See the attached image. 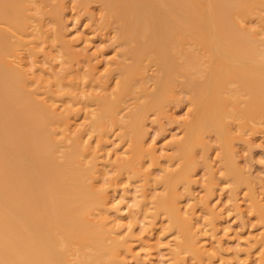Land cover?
Instances as JSON below:
<instances>
[{
    "label": "bare ground",
    "instance_id": "obj_1",
    "mask_svg": "<svg viewBox=\"0 0 264 264\" xmlns=\"http://www.w3.org/2000/svg\"><path fill=\"white\" fill-rule=\"evenodd\" d=\"M38 1L0 0V264H122L125 253L136 258L139 254L132 252L137 243L130 238L136 235L132 228L136 216L144 215L140 222H147V216L161 213L169 229L179 228L184 236L178 249L170 247L174 261H181L185 251L201 257L199 221L181 207L176 185L191 183L195 154L212 143L207 135L215 134L216 143L226 147L264 129V17L259 12H264V0H75L86 12L95 4L100 7L99 32H110L118 50L106 73L94 67L85 74L68 66L72 47L64 35L60 40L68 67L57 72L60 68L57 65L56 71L55 65V72L48 61L40 64L43 54L39 56L38 48L46 40L43 32L31 28L32 19L38 20L41 13ZM249 17H256L260 26H248ZM186 98L193 106L192 115L183 124V138L172 144L175 154L168 155L175 157L174 163L166 160V169L159 163L162 156L146 148L142 126L150 113L164 116L170 102ZM77 106L89 110L86 128L74 118ZM115 127L122 129V138L130 137L129 146L125 143L124 149L118 140L124 150L115 149L107 159L106 139L109 133L114 135ZM143 157L167 170L162 177L154 175L161 178L166 192L160 187L159 193L150 194L152 189H143L144 182L140 194L133 193L127 205L133 225L126 227V219L124 230L125 208L110 196L109 187L125 184L127 175L149 181L154 171L147 173ZM225 165L226 178L241 179L239 168ZM154 194L157 198L150 201ZM151 222L155 224L150 220L148 225ZM262 234L257 243L264 254ZM153 238L156 248L161 240Z\"/></svg>",
    "mask_w": 264,
    "mask_h": 264
},
{
    "label": "rangeland",
    "instance_id": "obj_2",
    "mask_svg": "<svg viewBox=\"0 0 264 264\" xmlns=\"http://www.w3.org/2000/svg\"><path fill=\"white\" fill-rule=\"evenodd\" d=\"M46 1L39 0L37 2L36 6L38 5L37 7L40 8L41 13L39 12L37 15L38 20H37V18L36 19L34 18L35 20L32 19L34 22L32 21L33 23H31L34 26L31 28H34L36 30V31L35 30L34 31L36 33L39 32L40 35L44 34L43 37L46 40L38 48L39 51L41 50L39 53V56L43 54L39 60L40 64H42V62L48 61L47 65L50 66V64H51V66H50L51 68H49V69L54 70L55 67H53V66H55V65H56V68H55L56 71L58 70V68H60L57 72H61V71L63 72L64 67L72 66L73 69H76V70L79 69V71L82 70L83 74H85L86 71H89L90 69H92L94 67H97V68H94L95 71H97V72L105 71L104 73H106L107 72L106 70H108L109 66H111L110 61H112V59L115 57V54L117 53L118 50H116V45L111 43V42H113V39H112V35L110 34V32L105 33V31H104L105 34L103 33V31L101 34L99 32L100 30L98 28L97 23H99V20H100L99 18L101 15L100 14V12H101L100 7H94L96 5L95 4L90 9H88L89 10L88 11L89 13H88V12H86L87 8L85 9L84 7L79 5L77 3L78 2L77 0H76L77 2L75 0H72V1L65 0V2H63L62 4L59 0H53L52 3H54V4L51 3L52 0L51 1L46 0ZM52 5H53L54 10L51 9ZM59 5H61V9L64 11L60 10ZM47 6H48V9L50 8L51 10L48 11V9L46 8ZM99 9H100V11H99ZM45 11L48 13L50 11H52V13H54V12L55 13L52 14L50 12L49 14H47V13H45ZM60 11H62V12H60ZM32 12H34L33 14H35L36 13L35 9ZM259 12L264 17V15H263L264 12H262V11H259ZM93 14H94V16H93ZM97 17H98V20H97ZM40 19H42V20H40ZM92 19H93V21H92ZM255 19H256V17H254V18L249 17V19H247V20L250 22L246 21V24L249 23L250 26L252 25L251 26L252 29L258 28L260 26V25L258 26V24H260L259 22H257L258 20H255ZM43 23H44V26H41V25H43ZM41 32H43V33L41 34ZM15 33H17V31ZM62 35L66 36L65 41L68 42L67 43L68 46L72 47L71 48L72 49V55H73L72 59L74 60V61L73 60L72 61H73V63H76V64H73L71 61L68 64V66L65 65V62H64L65 57H63V56L66 54V47L60 40L61 39L60 37ZM47 38H49L48 40H50V41H48ZM111 39H112V41H111ZM48 44L49 45L51 44L52 47L49 46ZM111 45H114L115 47L111 46ZM48 46H49V48H47ZM44 48H47V49L45 50ZM49 49H51V50H49ZM73 49L75 52L73 51ZM43 52L45 54H47L46 55L47 57L46 56L43 57L44 56ZM49 52H50V54H49ZM48 55H50V57ZM42 57H43V59H42ZM75 58H76V60H75ZM41 59L42 60L45 59V60L41 61ZM53 59H54V61H50ZM60 62H63V63H60ZM57 65L59 66L58 68H57ZM75 66H76V68H75ZM72 67H70V68H72ZM98 68H99V71H98ZM49 71L51 72V70H49ZM82 71H81V73H82ZM104 73H101V75H103ZM235 85H236V83H234V86ZM173 102L172 103L170 102V104H168V106L166 107V109H165L166 111L163 114L164 116H162L160 114H156V113H150L151 115H148V117L145 121L146 123L143 124V126L146 124V126H145L146 129H144L145 127L142 126V128L144 130V135H146V136L143 135L144 139H146L144 141V142H146V148L147 147L153 148L154 150H156L158 156L159 155L162 156L161 158L159 156V158H160L159 163H161L160 166L163 165L162 167H164L166 169H167V167H166L167 165L165 166L164 164H167L168 161H170V160H172V162H173V160L175 158V157L174 158L171 157L172 154H175V152L172 150V144L176 143L175 141L177 139L183 138L182 136L185 134V129H186L183 126V124L186 122V119L192 115L190 112H191L192 107H193L187 98L185 100H182V102L181 101H179V102L173 101ZM189 104H190L191 108L189 107ZM79 107L77 106L76 108H78V109L74 111V116H75L74 118H75V120L77 119L79 121L78 122L76 120L77 123L78 124L81 123L83 126H81V124H79V125L82 128H84V126L85 125L87 126V123H88V120H86L87 119L86 118V116H87L86 110L87 109H83L82 106H79ZM89 109H91V108H89ZM87 111H89V110H87ZM78 113H79V115H78ZM78 117L80 118V120ZM185 125H186V123H185ZM86 126H85V128H86ZM234 126H236V125L233 124V126H232L233 129H234ZM118 128L115 127L113 129H111L112 131L115 130L117 132L114 131V135H113V133H109V136H107L108 138L106 139L108 141L106 143V145L108 147L105 145L106 151L108 149V154H110V155L112 154L113 156H114L113 151H116L117 149H121V148L123 149L124 148L122 146L123 144L125 146V143H126V145L128 144V146H129V141H127V138L129 140L130 137L127 136L126 139L123 137L124 138L123 139L121 136L122 129L119 128V130H121V131H119L120 132L119 133ZM111 130H110V132H111ZM248 134H246L247 139L244 138L242 140V142L240 140H236L235 144H233L234 142L232 141V143L229 142L230 146L227 143V146H226L227 148L224 147L221 143L220 144L216 143L219 139L217 138V136L215 134L213 135V133H211L210 135H207L209 137V138L207 137L208 140H210V143L211 142L212 143L210 144L207 141L210 144V147H206L208 145L205 146L207 149H205V147H202V146L199 147V149L201 148V150H200L201 153L199 152V154L201 156H203L202 158H201V156H199V154H197L199 151V149L197 148L198 151L195 154L196 158L194 157L197 161V167L194 169V171L192 173V177H191L192 179H190L191 183H188V181H187L186 182L187 185H185L184 184L185 181H183L184 183L180 182L179 184L176 185L177 186V192H178L179 197H180L179 202L181 204V207H183V209L187 210L189 213L191 212L190 215L193 217V219L196 222L199 221L200 225L197 222V224H198L197 226L200 229V234H201L200 245L202 246V249L204 250V254L201 257H194L191 255L190 251H185L186 255L184 253H183L184 256H183V254H181L183 257L182 260L179 261L178 263H176L173 259V255L170 252L175 247H176L175 249L179 248L178 244H177L178 241L182 242L184 240V236L182 235L181 229H179V228L169 229L170 227H169V223L167 221V217H166V215H164L165 213H161V215H159L158 217L156 216L155 218H153L152 216H147V217H150L149 219L146 218L147 220H149V221L146 220L147 222H145V221L140 222V220H141L140 217H142L141 221H143L144 215L139 217L138 215H140V214H138L136 216V218H138V219L136 220V218H135V221H136V222L134 221L135 225H134V227L132 226V228L134 230L132 228L130 229V230H133L134 232L136 231V233H135L136 235L134 237L133 236L134 234H133L132 235L133 237L131 236L130 238H132L131 240L135 239L134 243H137V244H134L136 247L133 246L135 248V249L133 248L135 251H133V249H132V252L139 253L138 254L139 257L137 255V258H136V256H134V254H131V252H129V253L127 252L128 254H126V253H125V255L123 254L124 257H122V259H123L122 264H137L138 260H139L140 264H142V263L147 264L149 261L150 262L148 264H167V263L168 264H225V263L226 264H234V263L236 264V262H238L239 264H262V263L264 264V260L262 259L263 258L262 255H264L262 253L263 250H262V247H260V245L257 243V240L263 235L262 233H264V217H263L264 215H262V214H264V129H263V131L260 130L259 132H255L252 135H251V132H249ZM211 135H212L213 139L212 138L210 139ZM117 136H119L120 138H118ZM121 138H122V140H121ZM118 140L121 141V143L123 141V144H121ZM113 141H115V142H113ZM116 142H118V145ZM148 142H149V144H148ZM212 144H214V145H212ZM228 146L231 148H229ZM223 147H224V149H223ZM126 148H127V146H125L124 149H126ZM202 148H203V152H202ZM229 149L232 150L234 155L230 154L231 150L229 151ZM109 150H111L112 152ZM223 151H225V152L223 153ZM169 153L171 154V156L168 155ZM226 154L228 157H230V159H228ZM110 155L107 156V159H110V157H112V155L111 156ZM105 156H106V154H105ZM146 157H148V154H146ZM149 157H151V156H149ZM169 157H170V159H169ZM223 157H226L228 160L226 161L224 158V160L226 161L225 162L223 160ZM148 158L143 157L144 160L142 159L143 163L147 162L146 164L144 163V169L145 168L147 169L146 170L147 173H148V170L150 172L154 171V173H155V174L151 173L153 177H151L149 179V181H146L147 179L144 177H142V178L135 177L136 178V180H135L134 178H130V176H128V175L126 176L128 178L126 180H124L125 179V175H124V177H123L124 179L123 178L122 179L125 181V184L121 185V184L117 183L116 186L113 185L114 187H109L110 188L109 189L110 196H112L113 199L115 198V200H116L115 202H118L120 207H122L123 209L125 208L123 210L124 215L130 214V210L127 208V205L128 204L131 205V203H130V201H132L131 196L133 197L134 194H135L134 197L138 196L140 194L139 190L142 189L141 187L144 184L145 185L143 186V189L145 186L151 187L152 191L150 190L151 191L150 194H152L153 191L155 194L159 193L160 187H161V190L166 192L164 185L162 187V183L159 182V180L161 178H159V180L157 179L158 176L162 177L163 174L161 172H164L165 169L164 168L162 169V167H160L158 163H157L158 165L157 164L153 165V163L151 162L152 159L150 158L151 160H149ZM166 160H167V163H166ZM164 161H165V163H164ZM173 163L171 164V166L172 167L176 166L177 163H175V164H173ZM224 163H227L226 165H228V166L232 165L231 167L234 169L239 168V172H240V174H242L240 176L241 179L239 178V180H241L239 182L240 184L237 183L239 180L233 182L235 179H232V178H234V177H228V178L225 177L226 167H224V165H225ZM146 165H147V167H145ZM174 168H171V170ZM227 170H228V168H227ZM166 171L167 170H165V172ZM158 173H159V175H158ZM154 175L155 176L157 175V178ZM152 178L155 179V181ZM128 179H132V180H128ZM141 179H142V181H141ZM156 179H157V181H156ZM127 180H128V182H126ZM124 181L120 180L118 182L124 183ZM144 182H147V183L150 182V184L148 183L149 185H146L147 183H144ZM152 182H154V185H151ZM234 183H236V184H234ZM157 184H159V186ZM134 187L136 188V191H135ZM162 188H164V189H162ZM178 188H180V189H178ZM156 190H158L157 193H156ZM163 191H161V193ZM161 193L159 195H161ZM119 196H121L122 199H120ZM152 196L153 195H151V197ZM125 197H127V198H125ZM155 197L157 198V196L155 195L153 198L150 199V201L155 200L156 199ZM124 199H125V201H124ZM119 200H121V201H119ZM124 205H126V206L124 207ZM210 207H213V209ZM261 207L263 208V210H261ZM125 217H126L125 220L129 219V222L127 223L126 227H128L129 223H130V225H133V223H132L133 221L130 220V217L127 218L128 215ZM150 220L155 221V224L153 225L154 222H151V225H148V224H150V223H148V222H150ZM127 221L128 220L121 223V224L124 223L123 224L124 230L126 228L125 223ZM144 223H146L148 225L147 226L145 224V226H147L150 231L152 230V232H151L152 237L150 236L151 234H149L150 232L148 230L147 231L149 233L146 232V229H148L147 227H146V229L143 228V230H145V232L144 231L142 232V226L145 227ZM216 224H218V225H216ZM201 225H203L204 228H202ZM202 229H204L205 231H203ZM201 230L203 233L201 232ZM127 231H129V228ZM124 232H126V231H124ZM129 232H130V234L132 233V231H129ZM139 234H141V235L138 237ZM145 234L146 235L148 234L149 236L148 235L146 236ZM126 235H127V233L125 234V236ZM128 235H129V233H128ZM142 235H143V237H142ZM156 236L158 238H160L158 241L161 240V242H160V245H158V246H156V248H154L155 244H153V243H156V240L154 241L153 237H155V239H156ZM140 237H142V239ZM176 237H177V239H176ZM208 237H209V239H208ZM150 240L153 242H150ZM208 241H209V243L211 241L213 243V245H212V243L209 244ZM215 241H218V242H215ZM209 245H210V247H208ZM173 246H174V248H170ZM222 247H223V249H222ZM136 248H137V250H136ZM138 248H140V249H138ZM208 248H211V249H208ZM218 251H219V253H218ZM153 252H155L154 253L155 255H153ZM253 252H254V254H253ZM222 255H223V259H222ZM224 255H225V257H224ZM236 255H238V257ZM184 257H186V258H184ZM188 258H189V260H187ZM220 258L222 260H219ZM235 258H236V261H235ZM223 260L226 262H223ZM157 261H158V263H157ZM160 261H161V263H160ZM261 261H262V263H261Z\"/></svg>",
    "mask_w": 264,
    "mask_h": 264
}]
</instances>
